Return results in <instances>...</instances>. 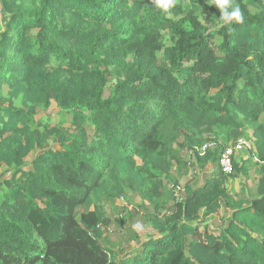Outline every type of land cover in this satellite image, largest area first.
Returning <instances> with one entry per match:
<instances>
[{
  "label": "trees",
  "instance_id": "trees-1",
  "mask_svg": "<svg viewBox=\"0 0 264 264\" xmlns=\"http://www.w3.org/2000/svg\"><path fill=\"white\" fill-rule=\"evenodd\" d=\"M210 2L0 0V264H264V0Z\"/></svg>",
  "mask_w": 264,
  "mask_h": 264
},
{
  "label": "rangeland",
  "instance_id": "rangeland-1",
  "mask_svg": "<svg viewBox=\"0 0 264 264\" xmlns=\"http://www.w3.org/2000/svg\"><path fill=\"white\" fill-rule=\"evenodd\" d=\"M115 80L113 78H109L108 84H114ZM246 138V146L244 150L239 151L235 155V159H244L249 156V148L251 146V133H247ZM242 181V180H241ZM246 181V180H245ZM245 181H242L245 183ZM253 181H246L247 186L252 187ZM228 188L232 191L234 196H239L242 194V189L239 185L238 179H230L228 181ZM140 203V198L135 194L129 192L126 198H123L119 202L111 203L107 202L106 208L109 213L111 219L114 221L113 225L106 230L104 234L105 242L108 243L109 246H112L114 250H121L122 252H130L147 236L150 234H154L153 230L147 224H143V219H141L144 215V208H139V212H137V205ZM130 213H134L132 220V229L135 230V234L139 237L136 241L135 239H131L132 236H135L132 232L127 230V225H125V219L129 217ZM124 218L123 222H118L116 220ZM217 218L212 222L213 226H218L220 223Z\"/></svg>",
  "mask_w": 264,
  "mask_h": 264
},
{
  "label": "clouds",
  "instance_id": "clouds-1",
  "mask_svg": "<svg viewBox=\"0 0 264 264\" xmlns=\"http://www.w3.org/2000/svg\"><path fill=\"white\" fill-rule=\"evenodd\" d=\"M176 4V0H155V6L168 12ZM209 5H215L219 12L220 18L226 23L231 24L233 21L242 23L244 20L240 7L234 3V0H211Z\"/></svg>",
  "mask_w": 264,
  "mask_h": 264
},
{
  "label": "built area",
  "instance_id": "built-area-1",
  "mask_svg": "<svg viewBox=\"0 0 264 264\" xmlns=\"http://www.w3.org/2000/svg\"><path fill=\"white\" fill-rule=\"evenodd\" d=\"M246 138L241 137L234 145L227 146L220 158V167L224 173H230L232 171V156H235L239 151L243 150L246 146ZM206 148V145L202 146V151Z\"/></svg>",
  "mask_w": 264,
  "mask_h": 264
}]
</instances>
